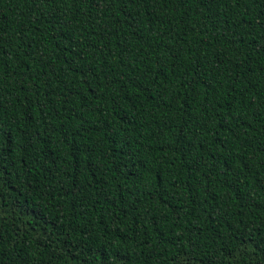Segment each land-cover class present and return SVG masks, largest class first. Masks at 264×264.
Segmentation results:
<instances>
[{
  "label": "trees",
  "instance_id": "trees-1",
  "mask_svg": "<svg viewBox=\"0 0 264 264\" xmlns=\"http://www.w3.org/2000/svg\"><path fill=\"white\" fill-rule=\"evenodd\" d=\"M0 264H264V0H0Z\"/></svg>",
  "mask_w": 264,
  "mask_h": 264
}]
</instances>
